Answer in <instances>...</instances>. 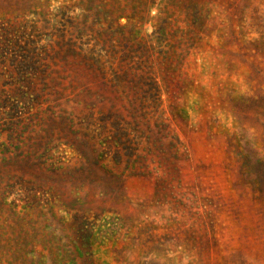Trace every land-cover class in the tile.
Here are the masks:
<instances>
[{
  "label": "rangeland",
  "instance_id": "1",
  "mask_svg": "<svg viewBox=\"0 0 264 264\" xmlns=\"http://www.w3.org/2000/svg\"><path fill=\"white\" fill-rule=\"evenodd\" d=\"M0 264H264V0H0Z\"/></svg>",
  "mask_w": 264,
  "mask_h": 264
}]
</instances>
